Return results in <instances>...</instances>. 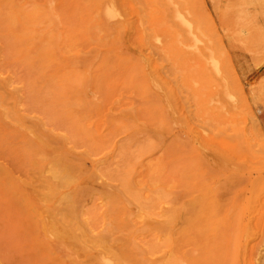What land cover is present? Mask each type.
<instances>
[{"label": "rangeland", "instance_id": "rangeland-1", "mask_svg": "<svg viewBox=\"0 0 264 264\" xmlns=\"http://www.w3.org/2000/svg\"><path fill=\"white\" fill-rule=\"evenodd\" d=\"M19 1L0 0V85L2 89H5L6 99L10 101L9 103L6 99H2L1 97L4 96L0 94L1 100H5L3 102L0 100V106L7 110H5L7 116L15 110L23 120L17 121L14 115L7 117L0 113V264H70V262L72 264L70 261L72 259L68 261L65 258L66 261L62 262V257L66 254L70 257L72 251L66 248L70 246L65 243L63 244L66 246L59 245L66 250L63 252L61 247H57V243L60 244V242L56 240L55 235L52 236V232L44 230L47 228L42 217L46 215L47 218V212L45 205L40 204L45 203V196L43 195V198L41 195L44 194L43 186L39 182L42 173L39 172L41 169H35L36 164L34 165L37 163L35 150L37 149L40 153L38 148H41V145L37 142L38 139H34L37 138L34 137L35 133L30 135V132L27 133L24 130L30 121L31 125H37L42 135L45 137L50 135L47 137L48 140L50 139L47 142L51 146L57 144L55 148H58L62 143L68 153L75 154L74 158L76 155H79V159L87 158V163L83 162L91 165V171L88 169L90 172L83 171L88 175L86 177L83 173L79 181L84 186L83 190L85 186L88 188L82 192H86L83 194L85 198L79 194L81 190L77 200L83 197L82 200L85 201L79 200L80 203H78H83V207L87 209L93 203L97 207L100 204L98 208L95 206L98 212L105 205L99 212V217H96L97 219L93 217L97 224L100 221L99 218L103 221L100 222V228L93 222L96 225L93 224L96 227L95 232L101 231L104 227L101 224L105 222L106 210L102 212L107 208L104 186L109 184L108 187L106 186L108 191L117 192L118 190L126 198L123 176L131 166V171H135L133 174L130 170L128 172L134 175H130L132 185L137 188L140 185L139 189L143 191L140 194H143L141 196L144 198L146 196L144 192L147 191L149 195L153 193L154 181L152 180L154 179L149 173L153 171L151 165L161 163L163 166H158V169L160 168L162 175L158 176L160 179L158 181L161 182L164 179L162 182L165 184L166 180L169 183L173 179L172 184L175 182L177 185L174 184L175 187H172L171 182L169 183V186L173 190L176 189L178 193L175 192L177 195L172 194L170 198L168 196L164 207L168 208L173 203L171 201L178 198V210L180 209L178 211V251L175 254L178 255V264H264V146H258L264 144V0H104L111 6L117 4L116 7L113 6L114 12L119 11V13L108 15L103 10L106 28L102 25L104 20H100V17L104 19L101 15V6L104 4L102 0H93L94 4L92 0H78L79 3L76 2L77 0ZM91 3L92 6H90ZM34 4L37 5L35 12L38 11V14L34 15L33 11L34 14L31 12L33 14L31 17L30 12L24 11L29 8V11L31 8L33 10ZM29 5L33 7L28 8ZM7 7H12L11 10H15L16 17L20 18V21L17 19L19 24L16 22L17 26L14 25L13 29L7 23V14L11 11L10 8L7 10ZM17 10L21 12L17 13L19 12ZM46 17L50 18L48 19L50 22ZM29 18L32 23H34L32 18L35 21L32 30L36 33L37 39L33 37L36 39L34 43L29 42V36H27L32 23L23 24V21L27 22ZM45 26L50 27L45 28ZM42 27L44 30L40 29ZM98 27L100 30L97 29ZM102 30H104L103 33ZM20 32L25 35L21 36ZM119 32L122 34L120 35ZM50 36L53 38L50 39ZM176 38L178 43L173 45L172 41ZM42 43H45L44 46ZM6 102L10 106H5L8 104ZM76 102H78L77 106ZM79 103H81L80 108ZM153 106L159 108L155 109ZM83 107H86L85 110ZM245 108L247 112L244 111ZM2 110L0 107V112H5ZM173 110H177L176 113ZM242 110L247 116L242 113ZM162 113L165 118H169L166 119L167 122ZM242 114L246 116L244 120ZM74 115L78 116L77 120ZM32 118L34 119L31 120ZM78 119H81V122ZM252 119L255 127L250 123ZM40 121L43 122L40 123ZM20 122L25 125L21 126ZM40 124H43V128ZM34 126L29 128L33 130ZM37 127L34 129L36 132L39 130ZM170 128H173V131ZM248 129L251 131L257 129V133L259 132L258 134L262 136L260 139L263 138L261 144L259 138L256 139L257 141L254 140L256 134L253 137V133ZM76 131L85 133L80 134L83 136L80 137ZM38 133L39 131L37 135ZM74 133L77 135L75 136ZM90 133L93 139L91 137V141L88 142L90 135H85ZM142 134L147 137H145L148 140L147 145ZM96 137L101 139L98 140ZM81 138L83 139L79 140ZM108 138L109 140H106ZM113 138L114 140L111 141ZM138 138L141 139L138 140ZM29 139H33V144L28 141ZM54 140L55 144H53ZM58 140H61V143ZM101 140L102 145L99 143ZM96 141L97 145H101L98 146V150ZM24 142H28L32 147L27 148ZM173 144H176L177 148ZM33 147L34 154H32ZM132 150L134 154L130 153ZM82 153L86 155V158ZM176 154L178 155V176L173 173L174 162L177 160ZM139 155L144 156L141 158ZM71 157L73 158V155ZM159 157L161 159H158ZM107 162L108 166L105 165ZM123 166L125 172H122L123 170L120 172ZM85 167L88 168L87 165ZM147 168L152 170L149 171ZM161 168L165 172L166 169L168 171L165 173ZM100 169H104L107 176H102L104 172H100ZM154 169H157V166ZM109 170H112L111 173L120 172L121 176L120 174L110 176ZM89 173L93 174L92 176L96 174L99 178L96 175L92 177ZM163 173L168 177H164L166 175ZM169 175H172L170 180ZM143 176H146L148 181ZM95 178L98 183H95ZM118 179L120 181H117ZM120 182L121 186L123 185L122 188ZM156 183L160 185L159 182ZM148 184L152 186L147 190ZM112 185L113 189L110 190L109 187ZM89 186L93 187V192H90L92 189ZM94 188H96L95 192ZM97 189L99 191H96ZM101 189L104 191L100 192ZM147 199L142 202H148ZM167 202L171 204L167 206ZM129 203L132 216L139 218L138 202L130 201ZM94 205L92 209L90 208L91 210L95 209ZM86 208H82L83 213L91 219L92 215L89 212L90 215L86 214ZM155 208L160 212L159 205ZM188 208H191V212L187 210ZM96 209L93 211L96 212ZM94 212L92 214L98 216ZM158 216L160 214L156 213V218L160 219L161 216ZM139 220L136 219L133 222H137L138 224L135 222L134 224L140 228L137 237L143 236V238L136 241L138 243V240L139 242L142 240L143 243L139 245L149 246L146 247L147 250L140 246L142 248L138 251L144 249V252L139 251L138 255L141 254L139 256L142 257L148 251L149 254L146 253L148 257L155 262L159 261L160 264L162 261L160 258L168 256L167 248L162 245L161 233L160 231L156 234L155 231H152L154 234L150 233L143 228L145 220L141 219V221L144 220L142 222ZM141 223L142 227H140ZM195 229L199 232H195ZM154 250L158 253H155L156 251L153 253ZM73 253L76 252L73 251ZM74 255L76 256L77 253L72 257ZM77 256L83 257V254ZM75 259L79 262V257ZM83 259L86 257L84 256ZM83 261L80 264H83ZM153 261L152 264L155 263ZM146 262L151 263L149 259Z\"/></svg>", "mask_w": 264, "mask_h": 264}, {"label": "bare ground", "instance_id": "bare-ground-1", "mask_svg": "<svg viewBox=\"0 0 264 264\" xmlns=\"http://www.w3.org/2000/svg\"><path fill=\"white\" fill-rule=\"evenodd\" d=\"M19 1V0H18ZM21 1V0H20ZM19 1V2H20ZM48 0H46V2H47ZM65 1V0H64ZM81 1V0H80ZM89 1V0H88ZM93 1V0H92ZM91 1V2H92ZM96 1H98V0H96ZM76 2H78V0L76 1ZM94 2L95 1H93V4H94ZM7 3V2H6ZM79 3V2H78ZM102 3H104V4H102V6H101V13H99V15L101 14V15H103V13H104V11L103 10H105V12H106V14H108V15H113L114 13H119V11H117V12H114V7H116L117 6V4H116V6H111L110 4H108V3H106L104 0H102ZM113 3V2H112ZM172 3V2H171ZM175 3V2H174ZM12 4V3H11ZM10 4V5H11ZM18 4V3H17ZM39 4H40V2H39ZM77 4V3H76ZM90 3L88 2V5H89ZM92 3H91V5L90 6H92L93 5ZM99 4H101V3H99ZM26 5V4H25ZM33 5V4H32ZM32 5H29V6H27L28 8L29 7H33ZM35 5V4H34ZM87 5V4H86ZM87 5V6H88ZM172 5H173V3H172ZM2 6H4V5H2ZM12 6V5H11ZM14 6H16V5H14ZM36 6L37 5H35L33 8V10H32V8H31V11H29L30 10V8H29V10L28 9H26L24 12H30L29 14H31V12L34 14V12L37 10V8H36ZM85 6V5H84ZM176 6V5H175ZM5 7V6H4ZM17 7V6H16ZM26 7V6H25ZM39 7V6H38ZM172 7V6H171ZM2 8V7H1ZM8 8V9H7ZM6 9L7 10H9V8L10 7H7ZM12 8V7H11ZM11 8H10V10H11ZM36 8V9H35ZM85 9H86V7H85ZM89 9V8H88ZM90 9H92V7L90 8ZM97 9V8H96ZM173 9V8H172ZM21 10V9H20ZM20 10H17V11H19V12H17V13H20L21 11ZM23 10H24V8H23ZM28 10V11H27ZM99 10V9H98ZM97 10V11H98ZM34 11V12H33ZM40 11V10H39ZM52 11V10H51ZM87 11H89V10H87ZM95 11V10H94ZM100 11V10H99ZM173 11V14H174V10H172ZM2 12V11H1ZM93 12V11H92ZM96 12V11H95ZM7 13V12H6ZM9 14H7V23H8V25L10 26V27H12V29H13V26L14 25H16V22L19 24V22L17 21V19L20 21V18H17L16 17V12H15V10H11L10 12H8ZM26 13V14H27ZM38 14V11L37 12H35V14L34 15H36L37 16V14ZM85 13H86V11H85ZM89 13V12H88ZM33 14H31V17L33 16ZM87 14V13H86ZM90 14V13H89ZM105 14V13H104ZM50 15V14H49ZM93 15V14H92ZM119 15H121V14H119ZM3 16V15H2ZM23 16V15H22ZM25 16V15H24ZM28 16V15H27ZM35 16V17H36ZM39 16V15H38ZM46 16V15H45ZM45 16H43V17H45ZM88 16V15H87ZM96 16H98V15H96ZM95 16V17H96ZM115 16V15H114ZM174 16V15H173ZM26 17V16H25ZM30 17V16H29ZM30 17V18H31ZM175 17V16H174ZM24 18V17H23ZM23 18H21V19H23ZM30 18H29V20L28 21H30ZM47 18V17H46ZM103 18L104 19H101V17H100V20H104V22H105V17H104V15H103ZM108 18V17H107ZM25 19V18H24ZM27 19V18H26ZM33 19V22L34 23H32L31 21H30V23L27 21H23V24H26V25H28V24H31V26H30V32L28 31V28L26 29V35H27V31H28V35L27 36H29V42H32V43H34L35 42V40L37 39L36 37H37V35H36V37H35V34L36 33H34V31L32 30V28H33V24H34V26H35V21H34V18H32ZM40 19V18H39ZM48 19H50V18H47V20ZM91 19V18H90ZM174 19V18H173ZM58 20V19H57ZM94 20H95V18H94ZM94 20H92V21H94ZM112 20H113V16H112ZM49 21V20H48ZM99 21V20H98ZM109 21V20H108ZM176 21V20H175ZM6 22V21H5ZM24 22H26V23H24ZM50 22V21H49ZM104 22H102L103 24V26L106 28L107 27V25L105 26V24H107L106 22L104 23ZM111 22V21H110ZM177 22V21H176ZM3 23V22H2ZM42 23V22H41ZM48 23V22H47ZM57 23H59V22H57ZM125 23V22H124ZM54 24V23H53ZM25 25V26H26ZM38 25V24H37ZM44 25H45V23H44ZM43 25V26H44ZM49 25V24H48ZM123 25V24H122ZM128 25V24H127ZM177 25V24H176ZM7 26V25H6ZM17 26V25H16ZM23 26V25H22ZM42 25H40V27H41ZM50 26H51V24H50ZM49 26V27H50ZM95 26V25H94ZM100 26V25H99ZM4 27V26H3ZM29 27V26H28ZM38 27H39V25H38ZM49 27H46L45 26V28H49ZM109 27V26H108ZM119 27H121V26H119ZM9 28V27H8ZM14 28H15V26H14ZM55 28V27H54ZM57 28V27H56ZM95 28H96V26H95ZM23 29V28H22ZM21 29V30H22ZM40 29H43L44 30V28L42 27V28H40ZM52 29V28H51ZM97 29H99V27L97 28ZM108 29V28H107ZM123 29V28H122ZM5 30V29H4ZM43 30H42V32H43ZM100 30V29H99ZM109 30H111V29H109ZM120 30V29H119ZM23 31V30H22ZM46 31V30H45ZM54 31V30H53ZM103 31L104 30H102V33H103ZM6 32V31H5ZM9 33H10V31H8ZM13 32V31H12ZM33 32V33H32ZM121 32V31H120ZM119 32V33H120ZM175 32V31H174ZM7 33V32H6ZM44 33V32H43ZM42 33V34H43ZM101 33V34H102ZM106 33H108V31L106 32ZM19 34V33H18ZM20 34H21V36H22V34H24V33H21L20 32ZM37 34H39V33H37ZM41 34V33H40ZM39 34V35H40ZM46 34V33H45ZM122 33H120V35H121ZM5 35V34H4ZM25 35V34H24ZM103 35V34H102ZM177 35V34H176ZM8 36H9V34H8ZM101 36V35H100ZM104 36V35H103ZM106 36V35H105ZM7 37V36H6ZM18 37V36H17ZM24 37V36H23ZM33 37H35L36 39H34ZM49 37V36H48ZM25 38L27 39V37L25 36ZM53 38V37H52ZM51 38V36H50V39H52ZM105 39V38H104ZM24 40V39H23ZM23 40H21L22 41V43H23ZM28 40V39H27ZM26 40V41H27ZM54 40V39H53ZM53 40L51 41L52 43H53ZM42 41V40H41ZM99 41H100V39H99ZM101 41H103V40H101ZM175 41V42H174ZM174 41H172L173 42V45H174V43H178V40H177V38H176V40H174ZM51 42H49V44H51L52 45V43ZM115 42V41H114ZM21 43V42H20ZM100 43V42H99ZM108 43H109V41H108ZM119 43V42H118ZM24 44V43H23ZM36 44V43H35ZM43 44V43H42ZM45 44V43H44ZM44 44H43V46H44ZM14 45H15V43H14ZM21 45V44H20ZM54 45V44H53ZM110 45V43L108 44V46ZM112 45V44H111ZM177 46H178V44H176ZM19 46V45H18ZM48 46V45H47ZM25 47V46H24ZM46 47V46H45ZM44 47V48H45ZM49 48H51L50 46H48ZM54 47V46H53ZM18 48V47H17ZM20 48V47H19ZM18 48V49H19ZM43 48V49H44ZM16 49V48H15ZM43 49H41V50H43ZM54 50V49H53ZM52 50V51H53ZM17 51V50H16ZM19 51V50H18ZM112 51V50H111ZM23 52H24V50H23ZM40 52V51H39ZM38 53V52H37ZM30 54V53H29ZM36 54V53H35ZM1 55V54H0ZM20 55V54H19ZM34 55V54H33ZM29 57V56H28ZM31 58V57H30ZM33 58H34V56H33ZM109 58V57H108ZM111 58V57H110ZM109 58V59H110ZM113 58V57H112ZM32 59V58H31ZM36 59V58H35ZM39 59V58H38ZM41 59V58H40ZM105 59H107V57L105 58ZM112 60V59H111ZM52 61V60H51ZM107 61V60H106ZM114 62H115V60H113ZM116 61H117V59H116ZM109 63V62H108ZM119 63V62H118ZM122 63V62H121ZM120 63V64H121ZM43 64V63H42ZM46 65V64H45ZM44 65V66H45ZM48 65V64H47ZM109 66V65H108ZM118 66V65H117ZM121 66V65H120ZM43 67V66H42ZM41 67V68H42ZM44 68V67H43ZM43 70V69H42ZM42 70H41V72H42ZM46 70V69H45ZM37 73H38V71H37ZM40 73V72H39ZM41 74V73H40ZM48 74V73H47ZM39 75V74H38ZM43 75V74H42ZM44 76V75H43ZM42 76V77H43ZM46 76V75H45ZM49 77V76H48ZM62 78V77H61ZM78 78V77H77ZM77 78H74V79H77ZM1 79V78H0ZM4 79V78H3ZM2 79V80H3ZM4 83V82H3ZM6 83V82H5ZM176 83V82H175ZM1 84V83H0ZM173 85V84H172ZM3 87H2V85H0V94H2V96H4V97H1L2 99H6L7 97H5V96H7V94L5 95V93H4V91H5V89H2ZM43 88V87H42ZM65 88H66V86H65ZM67 88H68V86H67ZM81 88V87H80ZM63 89V88H62ZM7 90V89H6ZM56 90V89H55ZM66 90V89H65ZM78 90V89H77ZM76 90V91H77ZM82 90V89H81ZM49 91V90H48ZM57 91V90H56ZM79 91H80V89H79ZM171 91V90H170ZM1 92H3V93H1ZM7 92V91H6ZM41 92H42V90H41ZM53 92V91H52ZM55 92V91H54ZM61 92V91H60ZM63 92V91H62ZM78 92V91H77ZM178 92V91H177ZM68 93V92H67ZM66 93V94H67ZM61 94H63V93H61ZM78 94H80V92L78 93ZM81 94H83V93H81ZM178 94V93H177ZM77 95V94H76ZM1 96V95H0ZM78 96V95H77ZM82 96V95H81ZM83 96H85L84 94H83ZM12 97V96H11ZM79 97H80V95H79ZM1 98H0V100H1ZM172 98V97H171ZM170 98V99H171ZM167 99V98H166ZM17 100V99H16ZM18 100H19V98H18ZM21 100V99H20ZM81 100V99H80ZM82 100H84L83 98H82ZM91 100V99H90ZM165 100V99H164ZM2 101V100H1ZM3 101H5V100H3ZM2 101V102H3ZM6 101H8L9 103H10V101H9V99L7 100L6 99ZM75 101H77V100H75ZM79 101V100H78ZM170 100H168V102H169ZM8 102H6V103H8ZM17 102V101H16ZM81 102H83V101H81ZM87 102V101H86ZM165 102V101H164ZM5 103V102H4ZM4 103H2V104H4ZM9 103L7 104V105H5V106H8L9 105ZM12 103V102H11ZM19 103V102H18ZM71 103H73V101L71 102ZM75 103V102H74ZM85 103V102H84ZM83 103V104H84ZM160 103V102H159ZM81 103H79V108H80V105ZM87 104V103H86ZM88 104H90L89 102H88ZM12 105V104H11ZM71 105V104H70ZM69 105V106H70ZM73 105V104H72ZM78 105V102H76V106ZM155 105V104H154ZM161 105V104H160ZM10 106V105H9ZM13 106H15V105H13ZM68 106V105H67ZM66 106V107H67ZM75 106V105H74ZM76 106L74 107V108H76ZM172 106V105H171ZM3 110L2 111H5L6 109L4 108V107H2V106H0ZM71 107H73V106H71ZM77 107V109H79ZM154 107V106H153ZM14 108V107H13ZM13 108H10L11 110L13 109ZM84 108V107H83ZM82 108V109H83ZM86 108V107H85ZM85 108H84V110H85ZM147 108H149V107H147ZM155 108V107H154ZM157 108H159V107H157ZM157 108H155V109H157ZM162 108V107H161ZM16 109V108H15ZM81 109V110H82ZM91 109V108H90ZM154 109V110H155ZM171 109V108H170ZM169 109V110H170ZM172 109H175V108H172ZM171 109V110H172ZM177 109V108H176ZM83 110V111H84ZM97 110V109H96ZM149 110V109H148ZM153 110V111H154ZM246 110V108L244 109V111ZM7 111V110H6ZM6 111L5 112H0V113H3V114H5L6 113ZM18 111V110H17ZM66 111V110H65ZM155 111H157V110H155ZM165 111H166V109H165ZM173 111H175V110H173ZM173 111H172V113H173ZM177 111V110H176ZM176 111H175V113H176ZM243 111V110H242ZM241 111V112H242ZM242 112V113H245V112H247V111H245V112ZM70 112V111H69ZM88 112V111H87ZM86 112V113H87ZM137 112H139V111H137ZM141 112H142V110H141ZM159 112H161V110L159 111ZM158 112V113H159ZM10 113H11V111H10ZM77 113V112H76ZM93 113V112H92ZM91 113V114H92ZM156 113V112H155ZM8 114H9V111H8ZM123 114V113H122ZM144 114V113H143ZM163 115H164V113H162ZM166 114V113H165ZM174 114V113H173ZM6 115V114H5ZM11 115H14V118L17 120V121H19L21 118L18 116V114H17V112H15V110L13 111L12 110V113L11 114H9L7 117H10ZM140 115V114H139ZM145 115V114H144ZM156 115V114H155ZM244 115H246V113L244 114ZM75 116V115H74ZM89 116V115H88ZM149 116V115H148ZM152 116V115H151ZM154 116V115H153ZM175 116V115H174ZM177 116H178V114H177ZM242 117H243V120L245 119V117L247 116H243V114L241 115ZM23 117H25V116H23ZM27 117V116H26ZM25 117V118H26ZM78 118V116H75V118ZM83 117H85V116H83ZM90 117V116H89ZM142 117V116H141ZM161 117V116H160ZM166 117H167V115H166ZM6 118V117H5ZM4 118V119H5ZM12 118V117H11ZM24 118V119H25ZM31 118V117H30ZM77 118L75 119V120H77ZM139 118V117H138ZM145 118V117H144ZM168 118V117H167ZM167 118H165V115H164V119H165V121H166V119ZM250 118V116H249V114H248V119ZM29 119V118H28ZM34 118H32L31 120H33ZM37 119V118H36ZM72 119H74L73 117H72ZM82 119V118H81ZM81 119L79 120L80 122H81ZM85 119H87V117H85ZM124 119V118H123ZM153 119V118H152ZM169 119V118H168ZM251 119V118H250ZM249 119V120H250ZM8 120V119H7ZM14 120V119H13ZM22 120V119H21ZM26 120V119H25ZM30 120V119H29ZM38 120V119H37ZM36 120V122L38 123V121ZM42 120V119H41ZM70 120V119H69ZM151 120V119H150ZM242 120V121H243ZM23 121V120H22ZM85 121V120H84ZM88 121H90V120H88ZM131 121V120H130ZM130 121H128V122H130ZM137 121V120H136ZM164 121V120H163ZM252 121H254L253 119L250 121V123H252L253 125V127H255L254 126V124L255 123H253ZM27 122H28V120H27ZM41 122H43V121H40V123ZM147 122V121H146ZM167 122V121H166ZM169 122V121H168ZM246 122V121H245ZM12 123V122H11ZM21 123V126L22 125H25V123H23L22 124V122H20ZM70 123H72V121L70 122ZM76 123L78 124V121H76ZM76 123H73V124H76ZM85 123V122H84ZM87 123H89V122H87ZM86 123V124H87ZM110 123V122H109ZM149 123V122H148ZM151 124H153V123H151ZM156 124V123H155ZM160 124V123H159ZM159 124H158V127H159ZM168 124V123H167ZM178 124V123H177ZM41 125V124H40ZM47 125V124H46ZM82 125H84V124H82ZM131 125V124H130ZM134 125V124H133ZM29 126H34V124L33 125H31V121H30V124L27 126V128L26 129H24V130H26L27 131V133L28 132H30L31 134L30 135H32V134H34L33 136L34 137H37V138H34L35 140H37L38 139V143L41 145V148H38V149H40V153H38V150L36 149H34V147H33V150H32V152L35 150V152L37 153L36 154V157L37 158H35V159H37V163H34L35 161H33V163H34V165L36 164V166H35V169H41L39 172H41L42 173V176L40 177L41 179H39V177H38V179L40 180L39 182L41 183V186H43V188L42 187H40V189L42 188L43 189V193L44 194H41L42 195V197L44 198V196H45V199H44V202L45 203H40L39 201V203L41 204V205H45V208H46V212H47V218H46V215H44L43 217H42V221H43V223H44V225H45V227L47 228V229H49L48 231H47V229H44V230H46V232H49V233H51V235L52 236H54L55 235V238H56V240H58V242H60V244L59 243H57V247H61V246H64L65 244H67V245H69L70 247H66V248H70L69 249V251H72V253L70 254V257L66 254L65 256H68V257H62V262H63V260L64 261H66V259L69 261L70 259H72V260H70V261H72V264L73 263H75V262H77V263H79L80 264V262H82L83 260V264H84V262H85V264H148L146 261L149 259L150 260V262L151 263H149V264H152V261L153 260H151L149 257H148V254H149V252H148V254H146V256H139V255H141V254H139L138 255V252L139 251H141V250H139L138 251V249L139 248H142V247H140V246H143V248L145 247V245H139V243L141 244V243H143V242H141L142 240H140V242H139V240H138V243H137V239H139V238H143V236H140V237H137V236H139L138 235V231L140 230V228L139 227H137L135 224H134V222H133V220H139V221H141V219H144L145 220V224H143L144 226H143V228H145V230L147 229L150 233H153L154 234V232H152V231H155V234H156V232L158 231H160V235H158V236H160L161 237V240L163 241V244L162 245H164V247H166L167 248V250H168V256L166 255V256H164V258H160V259H162V261L160 262V264H178V255H175L176 254V252L178 251V211H180V209L178 210V203H177V201H178V198H177V200L176 199H174L173 201H171V203H172V205H170L168 208H165L164 207V203H166V199H167V197L169 196V198H170V196L172 197V194L173 195H177V193H178V191L176 190H173V188L172 187H175V182H174V184H172V182H173V179L171 180V181H169V183L170 184H172L173 186L171 187V186H169V183H167V180L165 181L166 183H167V185H166V183L164 184L162 181L164 180V179H162L161 180V182H162V184H161V182L160 181H158V180H160L159 178H158V176L160 177L162 174H160V173H162V172H160L159 170H160V168L158 169V166L159 167H162L163 165H161V163H158V164H155V166H157V169H154V165H151V167L153 166V171H151L152 170V168H150L151 170H149L148 168V170L149 171H151V172H149L148 170V172L149 173H151V174H149V176H152L151 178H153L154 180H152V182L154 181V183H153V193L151 194V195H149V193L147 194L146 192V190H144V191H146V192H144V196L146 197H142L141 195H143V194H140L141 192L143 193V191H141V189H139L140 188V185H139V187L137 188L135 185H132V183H133V181H131V179H132V177L131 176H134V175H131V174H133V172H135V171H131V166H130V168L128 169V170H126V171H128L129 172V170L132 172L131 174L130 173H126L125 172V169H124V166H126V164L123 166V169H121L120 168V172L122 171V172H125V175L123 176V180H124V186H125V194L128 196H126V198H125V196L120 192V191H118L117 190V192H113V191H108V189L106 188V186L107 185H105L104 187H105V191L104 190H102V191H100V192H103L104 191V195H105V200H106V207L107 208H105L104 209V211H102V212H105V210H106V212L104 213V224H101V225H103L104 227H102L101 228V231L99 230L98 232H95V229H96V227H94L93 226V222H97L95 219H97L98 217H99V212L105 207V205H101L102 207V209H99L100 211L98 212L97 211V209L95 208V206L96 205H94V203L93 204H91L92 206L94 205V208L96 209V212H94L95 211V209H93V210H91L92 208V206H89L88 207V209L86 208V207H83L84 205H83V201H85V200H82L83 199V194L84 193H86V192H84V193H82L83 191H85L87 188H88V186H85V190H83L82 188L84 187V186H82V183H80V178H81V176H82V174L84 173V175H86V177H87V175L88 174H86V172H83V171H88V170H90L91 171V165H89V164H85L83 161H85L86 163H87V158L85 157L86 155H84V154H86L85 152H84V154L82 153V155L86 158V160L85 159H83L82 157H80V159H79V155H76L75 156V158H74V153L73 154H71V153H68V150H67V148H65L64 146H62V143H61V140L59 141L58 140V142L59 143H61V146L60 147H58V148H55V146L57 147V144L56 145H54V146H51L47 141H49L48 140V136H50V135H48L47 137H45V135H42V133H41V131H40V129L37 127V125L36 126H34V129L37 127L39 130H37V132L39 131V133H38V135H37V132L33 129L32 130V128H29ZM39 126V125H38ZM43 126V124L41 125V127ZM71 126V125H70ZM74 126V125H73ZM77 126V125H76ZM125 126V125H124ZM128 126V125H127ZM20 127V126H19ZM86 127V126H85ZM126 127V126H125ZM136 127V126H135ZM251 127V125L249 126V128ZM252 127V128H253ZM10 128H12V127H10ZM43 128V127H42ZM76 127H74V129H75ZM79 128V127H78ZM81 128H83L82 126H81ZM81 128H79V130H81ZM115 128V127H114ZM120 128V127H119ZM121 128H122V125H121ZM23 129V128H22ZM44 129H45V127H44ZM77 129V128H76ZM173 129V128H172ZM171 128H170V130H172ZM12 130H14L13 128H12ZM46 130V129H45ZM48 130V129H47ZM71 130V129H70ZM73 130V129H72ZM84 130V129H83ZM248 130H250V129H248ZM253 130H254V132H253ZM251 132L253 133V137L255 136V134H256V136H257V134L259 133H257V129L255 130V129H253ZM33 131H35V132H33ZM74 131V130H73ZM73 131H72V133H73ZM82 131V130H81ZM84 131H86V130H84ZM90 131V130H89ZM88 131V132H89ZM173 131V130H172ZM258 131H259V128H258ZM45 132V131H44ZM77 132V134L79 133V135L80 134H82V133H80V131L78 132V131H76ZM88 132H86V133H88ZM122 132V131H121ZM120 132V133H121ZM124 132V131H123ZM249 132V131H248ZM256 132V133H255ZM47 133V132H46ZM85 132H83V134H84ZM177 133V132H176ZM48 134V133H47ZM60 134V133H59ZM75 134V133H74ZM77 134H75V136L77 135ZM82 134V135H83ZM105 134H107V133H105ZM110 134V133H109ZM132 134V133H131ZM135 134V133H134ZM145 134V133H144ZM249 134H251V133H249ZM15 135H17V134H15ZM62 135H63V133H62ZM72 135V134H71ZM82 135H80V137H83ZM88 135H90V138L89 139H87L88 140V142L89 141H91V137H92V139H93V135L90 133V134H87V135H85V136H88ZM137 135V134H136ZM57 136H59V135H57ZM106 136H109V135H106ZM142 136H143V134H142ZM158 136V135H157ZM251 136V135H250ZM254 137L255 139V141H257L256 139H260V137H262L261 135H259L258 134V137ZM9 137V136H8ZM61 137V136H60ZM144 137V136H143ZM146 137V136H145ZM144 137V139H145V142H146V145H147V141L148 140H146V138ZM178 137V136H177ZM252 137V136H251ZM32 138V137H31ZM45 138H47V140L45 139ZM56 138V137H55ZM74 138V137H73ZM97 138V137H96ZM151 138V137H150ZM14 139V138H13ZM72 139V138H71ZM83 138H81V139H79V140H82ZM98 139V138H97ZM101 138H99L98 140H100ZM134 139H135V137H134ZM139 139H141V138H138V140ZM158 139V138H157ZM161 139V138H160ZM261 139H263V138H261ZM260 139V144L262 143L261 141H263V140H261ZM63 140H64V138H63ZM62 140V142L64 143V141ZM73 140V139H72ZM97 140V141H98ZM104 140H105V138H104ZM103 140V141H104ZM106 140H109V138L108 139H106ZM114 140V138L113 139H111V141H113ZM137 140V141H138ZM176 140H177V138H176ZM9 141V140H8ZM14 141V140H13ZM16 141V140H15ZM28 141H30V143L32 142V144H33V139H29ZM97 141H96V145H97ZM175 141V140H174ZM54 142H56L55 140L53 141V144H55ZM88 142H86V143H88ZM102 142V140L101 141H99V143H101ZM133 142H135V141H133ZM145 142H144V144H145ZM160 142V141H159ZM170 142H172V141H170ZM264 142V141H263ZM9 143V142H8ZM11 143H13V142H11ZM20 143V142H19ZM21 143H22V141H21ZM25 143V142H24ZM73 143V142H72ZM85 143V144H86ZM125 143V142H124ZM176 143H178V142H176ZM91 144V143H90ZM93 144H95V142L93 141ZM111 144H112V142H111ZM135 144V143H134ZM134 144H131V145H134ZM141 144V143H140ZM139 144V145H140ZM152 144H154V143H152ZM256 144H258V142H256ZM25 145H27L26 147L28 148L30 145H29V143L27 142V143H25ZM36 144H34V146H35ZM39 145V146H40ZM73 145V144H72ZM92 145V144H91ZM95 145V146H96ZM100 144H98L97 145V150H98V146H99ZM101 145H102V143H101ZM100 145V146H101ZM104 145V144H103ZM127 145H128V143H127ZM136 145V144H135ZM145 145V146H146ZM174 145V147H176L175 145L176 144H173ZM90 145H88V147H89ZM94 146V150L96 149V147ZM125 146V145H124ZM142 146V145H141ZM145 146H144V148H145ZM172 146V145H171ZM258 146H264V144H262V145H258ZM30 147H32V146H30ZM42 147H44V148H42ZM69 147V146H68ZM122 147V146H121ZM135 147V146H134ZM149 147H152V146H149ZM180 147H182V145L180 146ZM11 148V147H10ZM23 148V147H22ZM36 148H37V146H36ZM70 148H72V146L70 147ZM69 148V149H70ZM90 148V147H89ZM119 148H120V146H119ZM125 148V147H124ZM137 148V147H136ZM164 148V147H163ZM177 148V147H176ZM178 148H179V146H178ZM31 149V148H30ZM118 149V148H117ZM132 149V148H131ZM135 149V148H134ZM191 149V148H190ZM263 149V148H262ZM261 149V150H262ZM21 150H24V149H21ZM43 150H44V153H43ZM90 150V149H89ZM96 150V151H97ZM100 151H102V149H99ZM103 150H104V148H103ZM125 150V149H124ZM128 150V149H127ZM129 150H130V148H129ZM137 150V149H136ZM149 150V149H148ZM153 150V149H152ZM165 150H166V147H165ZM167 150H168V148H167ZM30 151V150H29ZM120 151V150H119ZM141 151V150H140ZM161 151V150H160ZM170 151V150H169ZM171 151H172V149H171ZM179 151V150H178ZM35 152H33L32 154H34ZM69 152H71V149H70V151ZM126 152V151H125ZM124 152V153H125ZM142 152H144V151H142ZM145 152H146V150H145ZM144 152V153H145ZM165 152V151H164ZM175 152V151H174ZM31 153V152H30ZM42 153V154H41ZM94 153V152H93ZM109 153V152H108ZM130 153H133L134 154V152H133V150H132V152H130ZM129 153V154H130ZM136 153V152H135ZM140 153V152H139ZM160 153V152H159ZM194 153H195V151H194ZM39 154V155H38ZM81 154V153H80ZM118 154H120V153H118ZM128 153H127V155H129ZM148 154V153H147ZM167 154H168V152H167ZM166 154V155H167ZM172 154V153H171ZM73 155V158L71 157ZM82 155H80V156H82ZM101 155V154H100ZM124 155H126V154H124ZM131 155V154H130ZM141 155V154H140ZM139 155V156H140ZM144 155H146V153L144 154ZM144 155H142V156H144ZM169 155V154H168ZM167 155V156H168ZM177 155V154H176ZM33 156H35V155H33ZM88 156V155H87ZM136 156H137V153H136ZM142 156H140L141 158H143ZM162 156V155H161ZM77 157V158H76ZM119 157V156H118ZM121 157V156H120ZM128 157V156H127ZM163 157V156H162ZM166 157V156H165ZM169 157V156H168ZM90 158V157H89ZM132 158V157H131ZM152 158V157H151ZM170 158V157H169ZM171 158H173V156H171ZM175 158V157H174ZM34 159V160H35ZM83 159V160H82ZM123 159V158H122ZM124 159H125V157H124ZM147 159H149V158H147ZM158 159H161L160 157L158 158ZM164 159V158H163ZM90 160H92V159H90ZM113 160H114V158H113ZM119 160H120V162H121V159L119 158ZM146 160V159H145ZM144 160V161H145ZM165 160V159H164ZM164 160H163V162H164ZM173 160V159H172ZM176 160V159H175ZM174 160V161H175ZM128 162L129 161H131V160H127ZM132 161H133V158H132ZM154 161V160H153ZM159 161V160H158ZM168 161V160H167ZM13 162V161H12ZM119 162V164L121 165V163ZM139 162V161H138ZM173 162V161H172ZM40 164V165H37V164ZM113 163V162H112ZM115 163H116V161H115ZM122 163H124V162H122ZM154 163V162H153ZM165 163V162H164ZM175 163V165H174V172L173 173H176V175L178 176V155H177V160L174 162ZM110 164V163H109ZM131 164H133V163H131ZM144 164V163H143ZM14 165V164H13ZM87 165V167L88 168H86L85 166ZM105 165H107L108 166V162H107V164H105ZM111 165V164H110ZM117 166H118V163L116 164ZM119 165V166H120ZM148 165H149V163H148ZM161 165V166H160ZM167 165V164H166ZM106 166V167H107ZM113 166V165H112ZM118 166V167H119ZM18 167V166H17ZM90 167V168H89ZM121 167H122V165H121ZM150 167V166H149ZM86 168V169H85ZM97 168V167H96ZM112 168V167H111ZM126 168V167H125ZM167 168H170V167H167ZM23 169H24V167H23ZM75 169H77V170H75ZM88 169V170H87ZM95 169V168H94ZM108 169V168H107ZM145 169V168H144ZM162 169V168H161ZM33 170V169H32ZM102 170V171H101ZM104 169H100L99 171L100 172H104L103 171ZM105 170H106V168H105ZM112 170H113V168H112ZM112 170H109L110 172L108 173L110 176L112 175H114V176H116L115 174H120V172H117V173H115V171H114V173H111L112 172ZM115 170V169H114ZM117 170V169H116ZM133 170H135L134 168H133ZM163 170V169H162ZM172 170V169H171ZM29 171H30V169H29ZM90 171H88V172H90ZM94 171V170H93ZM99 171H98V173H99ZM164 171V170H163ZM168 171V169H166V172ZM35 172V171H34ZM87 172V173H88ZM106 173H107V170L105 171ZM103 173L102 174V176H105L106 175V173ZM165 172V171H164ZM165 172V173H166ZM26 173V172H25ZM91 173H93V172H91ZM91 173H89L91 176L93 175V174H91ZM154 173V174H153ZM165 173H163V174H165ZM170 173V172H169ZM168 173V174H169ZM39 174V173H38ZM83 175V176H84ZM90 175L88 176V177H90ZM95 175L96 174H94V176H92V177H95ZM131 175V176H130ZM145 175V174H144ZM166 175V174H165ZM174 175V174H173ZM101 176V177H102ZM107 176V175H106ZM120 176H121V174H120ZM146 176L148 177V173L146 172ZM146 176H143V177H146ZM172 175H169V180L171 179L170 177H171ZM18 177H19V175H18ZM36 177V176H35ZM96 177L97 178H99V176L98 175H96ZM119 177V176H118ZM138 177V176H137ZM136 177V178H137ZM146 177V179L145 180H147L148 181V178ZM164 177H168V175H166V176H164ZM111 178V177H110ZM142 178V177H141ZM162 178V177H161ZM174 178V177H173ZM35 179V178H34ZM33 179V180H34ZM38 179H37V181H38ZM108 179H109V176H108ZM112 179V178H111ZM139 179V178H138ZM157 179V180H156ZM144 180V181H145ZM150 180V179H149ZM177 180V179H176ZM114 181H115V179H114ZM117 181H120L119 179L117 180ZM139 181V180H138ZM174 181H175V179H174ZM100 182V181H99ZM142 182V181H141ZM146 182V181H145ZM144 182V183H145ZM151 182V181H150ZM156 182H159L160 183V185L158 184V183H156ZM182 182V181H181ZM185 182H186V180H185ZM34 183V182H33ZM35 183H36V181H35ZM95 183H98L97 181H96V178H95ZM140 182H138V184H139ZM143 183V182H142ZM143 183V184H144ZM183 183H184V181H183ZM183 183H180V184H183ZM102 184V183H101ZM106 184H108V183H106ZM178 184V183H177ZM40 185V184H39ZM145 185H147V183L145 184ZM144 185V186H145ZM36 186V185H35ZM108 186H109V184H108ZM107 186V187H108ZM110 186H111V184H110ZM117 186V185H116ZM120 186H121V182H120ZM123 186V185H122ZM122 186H121V188H122ZM133 186V187H132ZM141 186H142V184H141ZM144 186H143V189H144ZM152 186V184L149 186V184H148V186H147V190L149 189L148 187H151ZM177 186V185H176ZM89 187H91V186H89ZM137 188V192H136V188ZM110 188V190H112L113 189V185H112V187H109ZM119 188V187H118ZM177 188V187H176ZM179 188H181L180 186H179ZM185 188H187V187H185ZM189 188H190V185H189ZM38 189V188H37ZM91 189H92V191H90V192H93V187H91ZM95 189L96 188H94V192H95ZM107 189V190H106ZM139 189V190H138ZM145 189H146V186H145ZM184 189V188H183ZM191 189V188H190ZM82 190V191H81ZM90 190V189H89ZM88 190V191H89ZM120 190V189H119ZM36 191H38V190H36ZM81 191V193H79ZM87 191V192H88ZM96 191H99V189H97ZM174 191V192H173ZM186 191V190H185ZM191 191V190H190ZM139 192V193H138ZM175 192H177V193H175ZM188 192V191H187ZM192 192V191H191ZM78 193L81 195L82 194V198H81V200H82V204H79L80 203V198H79V200H77V197H78ZM89 193V192H88ZM193 193V192H192ZM103 194V193H102ZM189 194V193H188ZM44 195V196H43ZM85 195H87L88 196V194H85ZM90 195H92V193L90 194ZM103 195V196H104ZM147 195H148V197H147ZM86 196V197H87ZM150 197V198H149ZM175 197V196H174ZM176 197H178V196H176ZM190 197V196H189ZM85 198V197H84ZM141 198H143V199H141ZM148 198V199H147ZM95 199V198H94ZM146 200L147 199V201L148 202H142V200ZM205 199V198H204ZM104 200V201H105ZM144 200V201H145ZM172 200V199H171ZM201 200H203V199H201ZM206 200H207V198H206ZM41 201V200H40ZM42 201H43V199H42ZM101 201V200H100ZM130 201H136V202H138V206H137V208H139V211H138V215L140 214V216L142 217H140L139 216V218L138 217H136L137 215L135 214L134 216L136 217V218H134L133 216H132V210L129 208V205H130ZM169 201V200H168ZM175 201V202H174ZM79 202V203H78ZM93 202H95L96 203V201H93ZM103 202V201H102ZM170 202V201H169ZM171 203H168L167 202V206L169 205V204H171ZM205 203V202H204ZM85 204V203H84ZM104 204H105V202H104ZM129 204V205H128ZM33 205V204H32ZM140 205V206H139ZM160 206V212L159 211H156V208L155 207H157V206ZM99 206H100V204H99ZM98 206V207H99ZM97 207V206H96ZM97 207V208H98ZM199 206L197 205V208H198ZM36 208V207H35ZM82 208H86V214L88 215L89 213L92 215V217H91V219L89 218L90 216H86L85 215V213H83L84 212V210L82 209ZM91 208V209H90ZM195 208H196V206H195ZM26 210V209H25ZM37 210V209H36ZM43 210V209H42ZM90 210L92 211V212H90ZM187 210H190V212H191V208H188ZM195 211H197V209H195ZM89 212V213H88ZM95 213V215H97L98 214V216H94L92 213ZM185 212H189V211H185ZM43 213V212H42ZM156 213H157V215H159L160 214V216H158V217H160V219L159 218H156ZM196 213V212H195ZM44 214V213H43ZM89 214V215H90ZM192 214V216H193V213H191ZM85 215V216H84ZM155 215V216H154ZM183 216V215H182ZM95 219H94V218ZM97 217V218H96ZM101 217V216H100ZM46 218V219H45ZM93 218V219H92ZM90 219V220H89ZM39 220V219H38ZM95 220V221H94ZM98 220H100L99 222H98V224H97V226H98V228H100L99 227V225H100V222H103L102 221V218L100 219H98ZM144 220H142V221H144ZM90 221H92V222H90ZM141 221V222H142ZM183 221V220H182ZM38 222V221H37ZM196 222V221H195ZM194 222V223H195ZM135 223H137V222H135ZM138 224V223H137ZM38 225V224H37ZM95 225V224H94ZM194 225V224H193ZM96 226V225H95ZM194 226H196V225H194ZM194 226H192L193 228H194ZM140 227H142V223H141V226ZM95 228V229H94ZM104 228V229H103ZM40 229V228H39ZM43 230V229H42ZM148 231H146V232H148ZM196 231H198V229H195V232ZM208 231V230H207ZM148 232V233H149ZM194 232V231H193ZM199 232V231H198ZM48 233V234H49ZM153 234H149V235H153ZM186 236L188 235V234H185ZM184 235V236H185ZM198 235V234H197ZM205 235H206V233H205ZM146 236H148L147 234H146ZM185 236V237H186ZM41 237V236H40ZM181 237V236H180ZM46 238V237H45ZM51 238V237H50ZM54 238V237H53ZM52 239V238H51ZM157 239H158V237H157ZM160 239V238H159ZM158 241H160V240H158ZM158 241H156V242H158ZM162 241H161V243H162ZM63 243H65V244H63ZM155 243V242H154ZM153 243V244H154ZM159 243V242H158ZM63 244V245H62ZM149 244H150V242H149ZM59 245H61V246H59ZM139 245V246H138ZM152 245V244H151ZM150 245V246H151ZM66 246V245H65ZM149 245H146V247H148ZM155 246L157 247V245L155 244ZM52 247V246H51ZM145 247V248H146ZM153 247V246H152ZM155 247V248H156ZM64 248V247H63ZM150 248V247H149ZM154 248V247H153ZM59 249V248H58ZM61 249H62V247H61ZM72 249V250H71ZM152 248H150V250H151ZM157 249V248H156ZM144 249H142V251H143ZM146 250H147V248H146ZM149 250V249H148ZM161 250V249H160ZM57 251V250H56ZM59 251V250H58ZM62 251L64 252H66V250H63L62 249ZM68 251V252H69ZM73 251H75L76 253H77V255H79V254H83V257H80V256H75L74 255V257L76 258H78L79 257V262L78 261H76V259L74 258V257H72V255L73 254H76V253H73ZM142 251H141V253H142ZM152 251V250H151ZM156 250H154L153 251V253L155 252ZM61 252V251H60ZM67 252V253H68ZM144 252V251H143ZM161 252H162V250H161ZM160 252V253H161ZM155 253H158L157 251L155 252ZM152 253H150V255H151ZM163 254V253H162ZM186 254H188V253H186ZM64 255V254H63ZM160 255V254H159ZM47 256V255H46ZM84 256L86 257V259H83L84 258ZM146 257V258H145ZM66 258V259H65ZM69 258V259H68ZM83 259V260H81V259ZM148 258V259H147ZM147 259V260H146ZM160 259H158V260H160ZM48 260V259H47ZM78 260V259H77ZM81 260V261H80ZM86 260V261H85ZM44 262V261H43ZM153 262H155V261H153ZM159 261H156L155 263H158ZM204 262V261H203ZM69 263V262H68ZM155 263H153V264H155ZM70 264H71V262H70ZM76 264V263H75ZM159 264V263H158ZM203 264V263H202ZM206 264V263H205Z\"/></svg>", "mask_w": 264, "mask_h": 264}]
</instances>
